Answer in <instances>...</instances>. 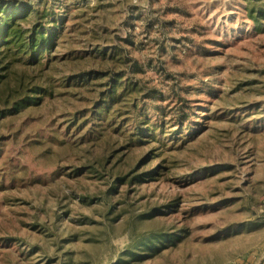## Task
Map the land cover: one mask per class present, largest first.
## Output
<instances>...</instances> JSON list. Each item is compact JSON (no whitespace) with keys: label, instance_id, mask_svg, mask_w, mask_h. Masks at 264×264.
<instances>
[{"label":"rangeland","instance_id":"obj_1","mask_svg":"<svg viewBox=\"0 0 264 264\" xmlns=\"http://www.w3.org/2000/svg\"><path fill=\"white\" fill-rule=\"evenodd\" d=\"M12 20L0 264H263L264 0H0Z\"/></svg>","mask_w":264,"mask_h":264},{"label":"trees","instance_id":"obj_2","mask_svg":"<svg viewBox=\"0 0 264 264\" xmlns=\"http://www.w3.org/2000/svg\"><path fill=\"white\" fill-rule=\"evenodd\" d=\"M15 22H16L15 20H12L11 22H9V24H6L5 26L0 25V44L3 43L6 45V44L11 43V42H16V43L20 42L21 44L17 43L18 45L23 44L22 39L20 37L21 34L19 33L21 31H18L16 29L12 28V25ZM30 38H31V41L29 42L28 46L31 47V53L34 54L35 51L32 49L34 47L32 46L31 43L33 40H36V38H35V36H31ZM38 40H42V38H38Z\"/></svg>","mask_w":264,"mask_h":264},{"label":"crops","instance_id":"obj_3","mask_svg":"<svg viewBox=\"0 0 264 264\" xmlns=\"http://www.w3.org/2000/svg\"><path fill=\"white\" fill-rule=\"evenodd\" d=\"M263 264H264V262H263Z\"/></svg>","mask_w":264,"mask_h":264}]
</instances>
